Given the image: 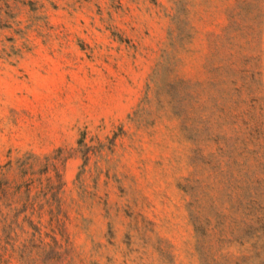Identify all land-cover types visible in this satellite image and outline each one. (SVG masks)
Returning a JSON list of instances; mask_svg holds the SVG:
<instances>
[{"label": "rangeland", "instance_id": "rangeland-1", "mask_svg": "<svg viewBox=\"0 0 264 264\" xmlns=\"http://www.w3.org/2000/svg\"><path fill=\"white\" fill-rule=\"evenodd\" d=\"M0 264H264V0H0Z\"/></svg>", "mask_w": 264, "mask_h": 264}]
</instances>
